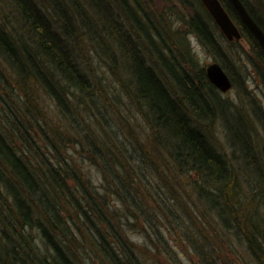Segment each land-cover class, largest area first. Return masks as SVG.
Returning a JSON list of instances; mask_svg holds the SVG:
<instances>
[{
  "label": "trees",
  "instance_id": "1",
  "mask_svg": "<svg viewBox=\"0 0 264 264\" xmlns=\"http://www.w3.org/2000/svg\"><path fill=\"white\" fill-rule=\"evenodd\" d=\"M164 1L0 0V264H264V108L201 2ZM219 1L264 86L263 51ZM241 2L264 31V0Z\"/></svg>",
  "mask_w": 264,
  "mask_h": 264
},
{
  "label": "rangeland",
  "instance_id": "2",
  "mask_svg": "<svg viewBox=\"0 0 264 264\" xmlns=\"http://www.w3.org/2000/svg\"><path fill=\"white\" fill-rule=\"evenodd\" d=\"M246 1L249 3V5L251 7L255 8L256 0H246ZM155 2H157V0H155ZM157 3H158V6L160 8L170 6V4L164 0H163V2L161 0L160 2H157ZM263 9H264V4H263ZM258 13H260L263 16L264 11H262V7L258 11ZM236 41L237 42H235V44L230 45L229 41L227 42L226 40H224L223 45L225 47V51L229 54L228 56L230 57V59H233L234 63L239 65L238 72L240 71V76L244 80L245 88H247V90L250 91L249 93L259 102V104L262 106V108H264V86H263V84H261V81L257 78V75L254 73V69H253L252 61H251L252 53L249 49V46L242 39L236 40ZM189 42H190V46L192 48L194 56L200 60L201 64L207 66L208 64L214 62L213 58L208 55L206 50L196 41V39L194 37H191ZM236 67H237V65H236ZM238 91L239 90H237V88L231 87V89L229 91H227L225 93H221V94L223 97L228 98L231 102H233L235 104H240V99L243 102H245L246 104H248V100L243 98L241 95H239L240 91L239 92ZM45 104H47V102H42V104H40V106L43 107L40 109L44 110L45 116L48 119H50L54 124L62 125L61 120L59 119V114L57 112L55 113L53 108H45L43 106ZM113 108H117V107H113ZM132 111H133L135 117H137L136 119L138 122L139 117H138V113L136 112L137 110L135 108H133ZM124 115L126 117H129L128 118L129 125H125L126 127H129L127 132L130 133L132 136H136V137H139L140 139H142V137L145 136V133H143V130L138 129L140 121L137 123L135 121V118L131 119L130 117H134L131 114L124 113ZM217 135H215L217 141L218 142H224V139L220 136L217 137ZM73 156L79 157L77 153L73 154ZM94 176H96V174H94ZM179 182L183 183L182 189H181V187L179 189L181 191H184L185 196L190 194L191 199H192L193 193L191 192L190 187L186 185L188 182H190V177L187 175H181L179 177ZM177 191H178V189H177ZM133 229L134 228L131 227L128 229L127 232H128L130 240H132L134 245L137 246L139 248V250L143 249L141 251V253L147 257H150L153 262H156V259L159 262H161V261L163 262V260L160 257H155L154 254L150 253L149 245L143 246V244H146V243L145 242L143 243V238L140 236L139 233L136 232V230L134 231ZM187 254L190 256V254L188 252H187ZM241 257H242V261L245 264H249V262H247L248 259L245 255H243ZM232 260H233V258H232ZM162 264H164V262ZM180 264H192V262H190L189 257H186V258L184 257Z\"/></svg>",
  "mask_w": 264,
  "mask_h": 264
},
{
  "label": "water",
  "instance_id": "3",
  "mask_svg": "<svg viewBox=\"0 0 264 264\" xmlns=\"http://www.w3.org/2000/svg\"><path fill=\"white\" fill-rule=\"evenodd\" d=\"M204 6L220 33L227 41L239 40L241 38L240 31L235 25L229 14L226 12L219 0H199ZM234 8L243 25L251 33L257 41L264 53V31L250 16L249 12L241 2V0H228ZM206 76L209 82L215 86L221 93L229 91L232 83L223 68L217 63L212 62L205 68Z\"/></svg>",
  "mask_w": 264,
  "mask_h": 264
}]
</instances>
